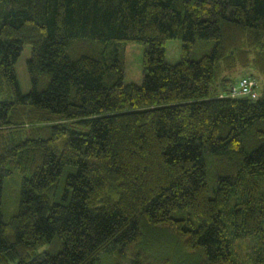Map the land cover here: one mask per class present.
Wrapping results in <instances>:
<instances>
[{"label": "trees", "instance_id": "16d2710c", "mask_svg": "<svg viewBox=\"0 0 264 264\" xmlns=\"http://www.w3.org/2000/svg\"><path fill=\"white\" fill-rule=\"evenodd\" d=\"M249 65L264 74V0H0V264H264V91L230 96Z\"/></svg>", "mask_w": 264, "mask_h": 264}, {"label": "rangeland", "instance_id": "374dc122", "mask_svg": "<svg viewBox=\"0 0 264 264\" xmlns=\"http://www.w3.org/2000/svg\"><path fill=\"white\" fill-rule=\"evenodd\" d=\"M203 44V43H202ZM211 45V44H209ZM208 47L210 48L211 46ZM166 59L171 64H177L182 60V42L178 39H170L166 41ZM195 48L192 53V59L200 57L201 55L207 53L206 47ZM145 46L139 43H127L124 49L125 57V83H134L141 85L143 82V59H144ZM32 55V47L27 44L24 47L23 53L16 66V71L20 83L21 90L24 94L28 93L32 88V81L28 71L27 61ZM247 65V63H246ZM256 68L249 65L248 67L238 66L232 72L231 77L236 79V82L244 76H253L258 83V92L260 96L262 91H264V74H260ZM67 175V174H66ZM66 176L63 179L65 182ZM23 176L20 171H15L10 177L6 178L4 182V197H3V214L6 222L10 221L11 218L16 215L19 211L20 205V195L22 190ZM241 244V243H240ZM57 248V245L44 247L40 251L50 250L51 252ZM240 249L247 253V245H241ZM121 262L123 264H129V260L121 258L117 253L113 254H103L102 263L103 264H117Z\"/></svg>", "mask_w": 264, "mask_h": 264}, {"label": "built area", "instance_id": "2783aa9c", "mask_svg": "<svg viewBox=\"0 0 264 264\" xmlns=\"http://www.w3.org/2000/svg\"><path fill=\"white\" fill-rule=\"evenodd\" d=\"M230 96L232 98L248 97L252 100H257L260 97L257 80L253 76L242 77L237 85L232 87Z\"/></svg>", "mask_w": 264, "mask_h": 264}]
</instances>
